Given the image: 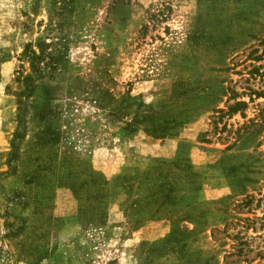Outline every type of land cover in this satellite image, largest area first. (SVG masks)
<instances>
[{
	"label": "rangeland",
	"instance_id": "rangeland-1",
	"mask_svg": "<svg viewBox=\"0 0 264 264\" xmlns=\"http://www.w3.org/2000/svg\"><path fill=\"white\" fill-rule=\"evenodd\" d=\"M50 1L0 0V264H181L160 250L173 237L188 264H264V140L223 151L264 122V0H80L65 41L42 36ZM43 39L64 71L35 80L19 111L20 54ZM103 89L131 98L127 117L92 102ZM226 100L246 105L216 123ZM136 104L173 118L169 136L129 132ZM172 158L198 190L148 219L136 182ZM127 175L130 190L114 180Z\"/></svg>",
	"mask_w": 264,
	"mask_h": 264
},
{
	"label": "trees",
	"instance_id": "trees-1",
	"mask_svg": "<svg viewBox=\"0 0 264 264\" xmlns=\"http://www.w3.org/2000/svg\"><path fill=\"white\" fill-rule=\"evenodd\" d=\"M79 1L80 0H51L48 3V22L44 25L42 36L49 37L53 32H55L57 34V36L54 37L55 41H65L66 34L63 33L64 28L66 26L71 27L72 24L74 25L73 19L79 10ZM161 12V10H156V12L149 17L151 19L154 18L155 20L153 21L155 22H160L165 18V16L161 15ZM49 45L50 44H46L43 39L38 40L35 45H33L36 50L32 49V45L30 44H26L22 48L20 58L27 62L30 74L22 78L25 89L17 95L19 111L20 109L23 111V107L26 104L23 100H21V98L25 99L29 94L32 93L34 89L33 83L35 80H41L43 78L49 79L52 76L54 77L64 71L63 65L60 64L61 58L64 56L63 52L59 50H48ZM31 75H34V78H32ZM94 93V95L90 93V96L92 102L97 107L103 108L105 105H107V103L111 102L112 108L109 110V114L114 120L121 118L123 119L130 113L129 110L133 103H130L131 98L129 96H126L125 98H114L108 93L107 89L99 90L98 92ZM224 93L225 92L220 94V97L224 96ZM254 95L257 96L259 93ZM249 99H251L250 95ZM227 100L223 103L225 110L217 108V104L220 103L219 99L217 100V104L212 109L213 114L216 115V123L219 122L222 117L227 116V118H230L232 115L241 112V110L245 108L246 103L243 101H235L231 105H227ZM131 112L132 114L130 116L129 122L125 123V128L129 132H133L138 126H143L144 131L151 133L156 139H162L165 136H169V134H167L170 130L168 125L170 122L175 121L173 118L159 120L155 114L148 113V111L145 110L141 104H136ZM241 117L243 118V116ZM17 134L18 133L14 134L15 138L17 137ZM259 134L260 136L257 140L256 136ZM229 138L233 141L231 144L226 146L223 151H229L231 148L241 146L246 141H251L253 139H256L254 148L259 147L263 143L262 140H264V122L249 123V125L242 124L241 127L237 128L233 132H230ZM218 139L219 138H217V140ZM183 145L184 143H180L179 148H182ZM160 166L163 167L160 169V171L155 168L154 171L150 169L149 172L141 173L139 176L140 180L136 182L137 192L135 197L137 196V198L133 205L138 211L144 207L142 210H147L146 213L149 215L147 216L149 217L148 219L157 218V214L160 215V213H163L162 211L160 212L161 206H173L175 204L174 202L178 198L180 201V198H182V195L185 193L190 191L196 192L198 190L196 183L198 176L191 171V168L187 163H185L183 159L175 158L171 161L160 163ZM229 171L235 172L236 167L230 168ZM130 179L131 176L127 175L121 178H115L114 180L118 182V187L125 190H130L131 186L128 183ZM106 184H108V182L105 180L101 179L99 181L98 185L100 186V193H102ZM179 191L183 192L180 193V197L177 196ZM148 207H150V213L148 212ZM100 213L101 212L98 211V215ZM164 213L168 212L164 211ZM155 214L156 217H154ZM181 241L182 239L180 238L178 239L173 237L170 240L167 238L161 242L163 247L160 250L162 254L171 255L169 257L173 258L178 263H181L179 261H182L183 263L181 264H188V262L184 260L187 259L186 257H188V252L184 249L185 245L184 243H181ZM173 246H175V248H172ZM197 262L198 264H207V260L205 259Z\"/></svg>",
	"mask_w": 264,
	"mask_h": 264
}]
</instances>
